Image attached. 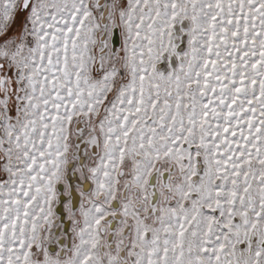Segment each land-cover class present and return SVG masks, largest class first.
Masks as SVG:
<instances>
[{"label":"snow or ice","instance_id":"obj_1","mask_svg":"<svg viewBox=\"0 0 264 264\" xmlns=\"http://www.w3.org/2000/svg\"><path fill=\"white\" fill-rule=\"evenodd\" d=\"M0 264H264V0H0Z\"/></svg>","mask_w":264,"mask_h":264}]
</instances>
